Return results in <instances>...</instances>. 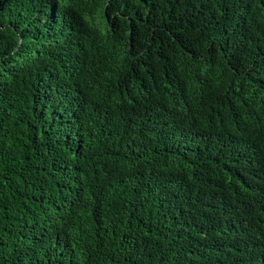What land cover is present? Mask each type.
Returning a JSON list of instances; mask_svg holds the SVG:
<instances>
[{"label": "trees", "instance_id": "trees-1", "mask_svg": "<svg viewBox=\"0 0 264 264\" xmlns=\"http://www.w3.org/2000/svg\"><path fill=\"white\" fill-rule=\"evenodd\" d=\"M0 264H264V0H0Z\"/></svg>", "mask_w": 264, "mask_h": 264}]
</instances>
